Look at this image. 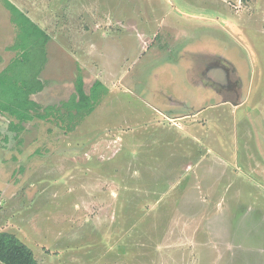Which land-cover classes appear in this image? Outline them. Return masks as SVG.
<instances>
[{
	"label": "rangeland",
	"instance_id": "1",
	"mask_svg": "<svg viewBox=\"0 0 264 264\" xmlns=\"http://www.w3.org/2000/svg\"><path fill=\"white\" fill-rule=\"evenodd\" d=\"M11 1L22 13L0 0V72L46 31V89L31 98L52 114L16 132L0 113V231L41 264H264V0ZM187 33L213 57L226 51L208 35L244 53L239 105L162 103L187 90L183 66L161 62L198 49ZM79 73L88 94L109 91L72 121Z\"/></svg>",
	"mask_w": 264,
	"mask_h": 264
},
{
	"label": "trees",
	"instance_id": "2",
	"mask_svg": "<svg viewBox=\"0 0 264 264\" xmlns=\"http://www.w3.org/2000/svg\"><path fill=\"white\" fill-rule=\"evenodd\" d=\"M1 1L11 13L20 11L11 0ZM242 1L247 2L249 0ZM28 34V38H32V40H23V46H20V49L23 50L22 54L20 53L22 58L19 59V54L0 72V113H9L18 120V122L12 120L10 124L11 129L16 132H21L25 128L24 123L35 117L45 119L52 114L49 112L40 113L41 105L31 98L32 94L41 91L45 86L44 81L40 78L43 65L39 64H45L46 62V44L50 36L37 25L34 28V33L29 31ZM42 38L44 39L43 42L41 41ZM17 46L16 43V45L10 46L9 49H19ZM22 72L24 78H22ZM108 91L107 86L101 80H97L91 93L88 94L84 88L83 76L79 73L76 79V93L64 102L62 107L67 110V114H69L72 121L75 119L77 121L83 120L94 111L97 103ZM57 110L60 112L61 108ZM63 115L64 113L60 116L63 117ZM74 128L75 123L69 125L67 129L73 130ZM0 262L4 264H41L35 257L33 250L26 243L15 234L7 231H0Z\"/></svg>",
	"mask_w": 264,
	"mask_h": 264
},
{
	"label": "flooded vegetation",
	"instance_id": "3",
	"mask_svg": "<svg viewBox=\"0 0 264 264\" xmlns=\"http://www.w3.org/2000/svg\"><path fill=\"white\" fill-rule=\"evenodd\" d=\"M164 31V28H162V34L160 36V33L158 34V36L155 34V37L157 36V40H160V38L163 37L168 39V32L166 34H163ZM184 37L186 38L185 40L191 39L192 47L197 46L198 49L189 50L190 42L186 41L185 50L182 49L180 55H177L176 52L179 49L175 47L173 50L170 49L172 52L169 53V56L167 58L162 59L161 62L164 63V61H166L167 63H170L169 65L174 64L176 67L183 66L182 71L184 72L183 77H185V79H183V77L182 79L187 83V90L177 95L178 98H176L173 93L162 91L165 94V96H163L165 98V102L162 103L167 105L174 104V106H170V110H181L184 108H188L190 104L197 107L198 103L203 98V106L199 107L200 109L198 110H204L211 105L215 106L222 103H233L236 106L239 105L240 102L238 103V101L243 98L245 87L249 83L251 77H249L248 75L247 77L245 74H243L242 71L238 69V67H240L242 63L247 62L245 61V55L243 51L240 50L243 54L238 53V46H235L236 44H234V46L232 47L231 45L225 43L226 39L224 40L223 38L221 42L224 44H221L219 42L221 38L218 37L217 34L213 36L208 35L209 39H213L215 42L219 43L223 47V49H225L226 52L224 53L225 55L223 54L224 56H228L230 58L232 57L233 61H231L232 65H230L226 62L227 57L222 56V54L220 53L215 52L216 54H218L216 55L213 52V55H215V57H213L209 51L203 50L200 52V48L197 44H195L196 41L194 42V39L189 37L188 33L187 35L185 34ZM178 42L180 41L178 40ZM169 43L171 46V42ZM161 62L157 63L156 66H154L159 68L158 73L156 72V77H164L166 79L165 82L167 83L169 75L166 69L162 68ZM162 86H165V83H161L160 87ZM153 92H155L154 95H156V97L163 94L158 90H155ZM187 92H190L189 96H187ZM212 101L214 102L210 105Z\"/></svg>",
	"mask_w": 264,
	"mask_h": 264
},
{
	"label": "crops",
	"instance_id": "4",
	"mask_svg": "<svg viewBox=\"0 0 264 264\" xmlns=\"http://www.w3.org/2000/svg\"><path fill=\"white\" fill-rule=\"evenodd\" d=\"M6 11V10H5ZM3 14V13H2ZM5 15H8L7 17H8V19L10 20V18H9V14H7V12H5ZM1 20H5V17H4V15H2V17L0 18ZM12 24H11V22L9 21V22H5L4 23V26L6 27H9V26H11ZM3 37V36H2ZM4 38V37H3ZM52 39V38H51ZM48 43H49V40H48V42H47V44H46V46L48 45ZM47 48V47H46ZM11 51H14V50H11ZM46 61H47V59H46ZM41 78V77H40ZM41 79H43V78H41ZM83 79H84V77H83ZM84 84H85V79H84ZM45 85V84H44ZM84 88H85V85H84ZM44 89H46V87L44 86V88H43V90ZM86 89V88H85ZM43 90H42V92H43ZM41 92V91H40ZM264 216V215H263Z\"/></svg>",
	"mask_w": 264,
	"mask_h": 264
}]
</instances>
